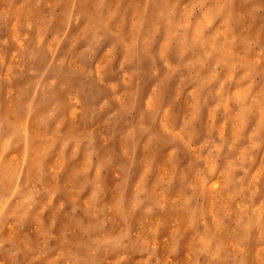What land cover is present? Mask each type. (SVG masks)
<instances>
[{
	"label": "rangeland",
	"instance_id": "obj_1",
	"mask_svg": "<svg viewBox=\"0 0 264 264\" xmlns=\"http://www.w3.org/2000/svg\"><path fill=\"white\" fill-rule=\"evenodd\" d=\"M0 264H264V0H0Z\"/></svg>",
	"mask_w": 264,
	"mask_h": 264
}]
</instances>
